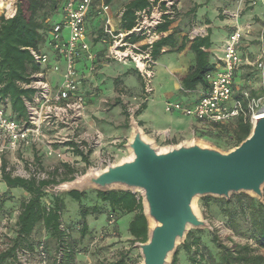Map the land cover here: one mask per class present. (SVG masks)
Wrapping results in <instances>:
<instances>
[{
	"label": "trees",
	"instance_id": "obj_1",
	"mask_svg": "<svg viewBox=\"0 0 264 264\" xmlns=\"http://www.w3.org/2000/svg\"><path fill=\"white\" fill-rule=\"evenodd\" d=\"M66 1L18 0L14 18H7L4 14L0 16V107L6 108L11 117L18 122L27 118L26 101L34 97V90L25 88L24 84H30L32 75L46 69L35 59L31 50L49 55L43 50L45 46L50 47L53 27L62 21ZM106 1L111 4L114 0ZM154 1L159 2L161 0ZM205 1L203 4L195 5L191 10L192 12L189 14L190 23L198 20L201 24L207 25L213 22L211 18L209 19V15L206 19H196L198 9L209 4L211 0ZM180 2L181 0L175 7L174 18H166L160 25L159 31L161 33L168 32L170 26L175 23L180 13L178 9ZM236 3L239 1L224 0L223 3L221 2V7H218L217 18L222 21L226 20L227 10L232 11L231 9L235 7ZM150 5L151 0L130 1L122 12V29L131 31L136 24L139 11L146 10ZM4 6L11 8L12 4L0 1V8ZM240 7L244 9L240 20L241 25L245 27L248 25L252 28L251 32L246 33L242 39L239 52L243 56L244 47H246L244 42L251 40L253 34L257 33V27L264 24V0H245ZM56 13L59 15V19ZM243 15H245L244 18ZM246 19L253 20L247 23ZM208 31L206 36H196L192 40L187 38L176 51H183L188 42L192 43L190 50L195 55L196 64L189 68L187 73L180 76L186 90L195 91L198 86H202L204 89L209 87L206 76L214 69L215 63L211 62L212 30ZM261 35L262 38L258 37L259 39L256 38V40L263 41L264 44V30ZM136 40L138 37H133V41ZM154 44L152 53L155 59L162 54L165 46L174 49L178 45L174 34L163 35ZM242 68L237 72L233 89L235 90L234 98L245 102L244 105H246V101H244L245 92H249L254 98H260L264 90L257 93V91H251L247 88L239 87L237 89L236 85L238 79L241 78ZM142 98L141 95L138 100ZM121 102L120 99L117 100V103L120 104ZM145 107L146 104H143L136 116H139L146 109ZM216 128L221 133L228 134L230 142L227 149L230 150L246 140L251 132L252 122L240 117L229 122L228 126L216 125ZM216 145L222 147L219 142ZM57 147L66 154H71L73 158L77 156L78 159L69 160L68 157L66 160H60L53 171H47L44 163L45 150H42L41 146L33 147L25 151L22 159L25 162L34 159V166L38 171L46 172L48 178H20L5 172L0 181L7 187V190L0 195V211L8 203L11 207L9 212H13L14 205L19 207V213L14 220V231L8 238L10 244L8 248L0 250V264H17L19 262L18 253L20 251L25 252L26 249L37 252L38 249L35 248L33 236L39 226L44 228L50 244H52L50 250L55 256H60L56 259L57 264H77L78 254H80L78 248L96 236L100 239L103 238L104 242L106 241L111 244L110 246L118 249L119 253L117 259L111 261L105 259L98 264H129L131 256L134 255V246L138 242H147L149 238V220L144 214L142 196L138 192L133 193L125 190L104 192L99 190L86 192L72 190L63 194H51L50 187L76 179L78 171L75 167V161L84 162L86 168L91 164L89 155L92 151L86 155L74 142ZM3 160L6 168L10 164V160L8 157H4ZM83 174L85 175V173ZM13 190L25 191L27 196L24 200L17 202L10 195ZM202 202L205 212L211 211L213 206L217 205L218 217L221 218L225 226L235 236L246 239L247 242L239 243L234 238H230L232 243L230 246L221 240L217 230L213 232L189 231L185 243L179 247L171 264H179L181 255H184L188 264H264V203L243 193L234 195L231 200L204 197ZM69 203H74L77 206L79 216L77 223H66L64 220L65 213L69 211ZM104 213H109V216L114 217L115 225L110 226L108 223L100 231L96 228L92 229L88 218L92 216L97 219ZM125 216L131 217L127 230L129 238L110 242V239L115 237L113 235L117 233L119 219Z\"/></svg>",
	"mask_w": 264,
	"mask_h": 264
},
{
	"label": "built area",
	"instance_id": "obj_2",
	"mask_svg": "<svg viewBox=\"0 0 264 264\" xmlns=\"http://www.w3.org/2000/svg\"><path fill=\"white\" fill-rule=\"evenodd\" d=\"M180 0H151V5L146 10L139 11L136 24L131 31L113 29L110 26V6L100 0H67L63 8V19L53 27L52 41L50 44L57 61L64 63L49 66V57L45 54L31 50L35 59L45 66L46 70L32 75L31 83L24 84L25 88L34 90V97L26 101L28 116L18 122L14 120L10 112L0 107V181L4 173H11L14 177L47 179L46 172L38 171L34 161L23 162L10 156L20 155L25 151L42 146L46 139L47 128L56 130L55 143L60 145L74 142L87 155L97 146L102 144L100 133L95 135L85 134L80 138V122L87 112L88 95L84 88L85 79L81 75L78 66L81 61L90 62L89 72L96 70L98 55L92 50L87 40L86 23L90 13L94 11L104 21V35L109 45L108 58L119 62H134L136 69L143 80V98L130 109L132 118L140 111L142 105L149 101L154 93L153 80L154 69L158 62L153 56L154 43L160 40L165 33L159 31L160 25L166 18L173 19ZM239 6L245 0H238ZM238 6V7H239ZM3 13L7 18H14L17 7L5 6ZM233 19L239 20V13H230ZM251 26L235 24V29L228 35L224 47V53L215 68L207 73L206 80L209 83L207 91L193 106H183L176 102H167V112L182 113L204 123V125H228L232 120L244 117L254 122L261 110L264 109V93L260 98H254L249 92H245L244 101L234 98V82L237 72L244 65L245 59L240 55V46L243 36L251 32ZM69 30L66 37L65 32ZM196 36H205L195 29ZM195 36V37H196ZM133 37L138 40L133 41ZM194 37V38H195ZM193 38V39H194ZM257 67L264 73V56L257 62ZM56 72L60 75V82L54 87L47 79L46 72ZM264 88V87H263ZM8 104V102H7ZM71 149V148H70ZM47 157L66 160V155L60 149L52 146L45 151ZM4 157H8L10 164L4 167ZM114 157L106 156L100 159L95 170H103L111 164H117ZM28 164L27 168L26 165ZM82 174L77 173V178ZM110 226L115 225L113 216L109 218ZM252 243V240L250 241ZM41 255L46 260L48 254L45 247H41Z\"/></svg>",
	"mask_w": 264,
	"mask_h": 264
},
{
	"label": "water",
	"instance_id": "obj_3",
	"mask_svg": "<svg viewBox=\"0 0 264 264\" xmlns=\"http://www.w3.org/2000/svg\"><path fill=\"white\" fill-rule=\"evenodd\" d=\"M131 124L130 157L90 169L63 190L141 193L149 220L148 241L135 245L141 264H171L191 229L211 228L196 207L201 197L230 200L243 193L264 203V114L254 119L246 140L227 152L199 138L162 150L134 117Z\"/></svg>",
	"mask_w": 264,
	"mask_h": 264
},
{
	"label": "crops",
	"instance_id": "obj_4",
	"mask_svg": "<svg viewBox=\"0 0 264 264\" xmlns=\"http://www.w3.org/2000/svg\"><path fill=\"white\" fill-rule=\"evenodd\" d=\"M102 1L107 3L106 0ZM119 1L120 0H114L111 4L107 3L110 6V26L113 29L116 28L118 30H124L121 27L123 15L122 12L124 11L125 6L132 0L126 2L122 8H118ZM223 1L224 0H211L209 4L198 9V16L196 17V19L202 20V18L206 19V17L209 15V19L211 18L213 20V22H211V24H207L206 27L208 30H212L211 41L213 42V46L211 48V62L215 63V66L221 59L224 53L227 37L232 32H229L228 30L232 29V27H227L229 22L231 21V24H233L232 26L234 27L237 23L236 19L229 20L226 18V20L222 21L217 18L219 11L218 7H221V2L223 3ZM205 2L206 1L204 0H181L179 3L178 9L180 13L182 12V14L180 15L178 21L170 26V30L168 32H164L165 36L174 34L176 43H178V45L174 49L170 46H165L162 50V54L156 58L158 64L154 69V93L150 97L149 101L144 103L146 104V109L143 110V112L139 115V122L142 124L143 130L147 133V135L164 145H177L183 141L193 140L196 138L198 131L206 127L204 123L200 122L198 119L196 120L195 118L186 116L182 113L167 112L165 107L166 103L169 101L180 103L183 106H193L207 91V89H204L202 86H198L195 91L186 90L184 89L182 81L180 80V76L184 73H187L189 68L196 64L195 55L190 50L192 43L188 42L187 47L183 51L176 52L179 46H181L183 42L187 40V38L192 40L189 37L188 32L195 28V26L201 25L198 20L190 23L191 17L189 14L192 12L191 10H193L195 5L203 4ZM237 4L239 5V3H236L235 7L231 9L232 11L227 10V12H236L235 8H237ZM103 26L104 21L100 16H98V14L92 11L86 23L87 40L92 46V50L94 53H96V55H98V57L96 60V70L94 73L89 72L90 62L84 60L79 63L78 69L85 79L84 88L87 95H89V93L91 94L93 89H96V93L98 94L102 92V97L105 98V102L106 98H110L111 100L114 98L116 99V103L117 100L120 99L121 101H125V103L130 102V105L133 107V104L138 103V99H140V96H143L144 94L142 77L138 73L136 65L133 61L119 62L113 61L107 57L109 45L106 42ZM243 58L245 59V57ZM49 63L50 64L47 69L55 64H59L62 68L64 67L63 62L57 61L52 49L49 54ZM46 75L47 79L54 87L61 80L60 75L56 72L47 71ZM132 75L135 76L136 79L134 82H132ZM53 77H56L57 79L53 80ZM116 82H119L120 86H122L124 90L131 92L134 91L136 93L133 94L132 97L127 95L128 97L126 96V98L120 93L116 96L114 93V88L111 87L109 94L106 96L105 89L107 84L110 83L114 87ZM99 100L100 99L95 95L88 96V104L86 107L87 112L85 117L80 122V138H82L85 134L94 135L96 131H98L101 135L104 133L107 137L116 135L113 133L111 134L109 131L103 130L101 126H98L94 123V120H92L93 118L100 117L99 119L101 122L103 120L104 122L111 124L112 118L115 117H108L109 119L105 117L107 111H104V108H101L102 105H100ZM158 103L163 104L165 107V112L171 115L167 121L160 122L159 119H157L154 115L156 108L158 109V107L155 105ZM69 155L71 156V154ZM71 158H73V156H71ZM74 159L76 160L78 157L75 156ZM1 184L4 185L2 182ZM113 236L115 237H112L110 242H117L121 239L127 240L129 238L127 231L125 235L120 233L119 222L117 233H115ZM179 264H188L184 258V255H181Z\"/></svg>",
	"mask_w": 264,
	"mask_h": 264
},
{
	"label": "rangeland",
	"instance_id": "obj_5",
	"mask_svg": "<svg viewBox=\"0 0 264 264\" xmlns=\"http://www.w3.org/2000/svg\"><path fill=\"white\" fill-rule=\"evenodd\" d=\"M100 1H102V0H100ZM128 1L129 0H120L118 8H122L123 5ZM8 3H11L12 5H15V7H17L18 0H6V4H8ZM238 6H237V8H235L236 9L235 11L239 13V20L237 21V23H239L241 25L240 20L242 19V12L244 9H243V7L241 8L240 6L239 7ZM4 8H5V6L3 8H0V16H2L3 13L6 12V10ZM230 13L231 12H226V15H227V18L229 20H232L233 17L230 15ZM181 14H182V12L179 13L178 18H176L175 22L178 21ZM245 15H243V18ZM57 18L58 19L60 18L58 14H57ZM250 20H253V19H246L247 23H249ZM231 23L232 22L230 21L228 26L226 25L227 27H230V26L232 27V29H228L229 32H231L235 29V27L232 26L233 24H231ZM241 26H244V25H241ZM195 29H198L199 33H201V34L204 32L205 36L208 33V29H207L206 25H204V24H201L199 26L197 25V26H195V28L191 29L188 32V35L191 39H193L196 36V33H194ZM263 30H264V24L259 25V27H257V29H256L257 33L253 34L252 39L246 40L244 42L246 47H244L245 51H244L243 57H245L246 63H244V65L242 66L243 68H242V71L240 72L241 78L238 79L237 85H236L237 89H239V87H242V88H247L251 91H257V93H260L262 90H264V88H263L264 87V73H263V71L259 70L257 67V62L260 61V59H262V56H264V44H263V41L260 42V41L256 40V38L259 39L258 37L262 38L261 34H262ZM65 34H66V36H68L69 30H66ZM241 50L243 51L242 48H241ZM43 51L46 54H50L51 47L45 46ZM55 79H57V78L53 77V80H55ZM134 80L136 81L135 76H133L132 82H134ZM135 83H137V82H135ZM111 87L114 88V93L116 94V96L120 93L121 95H124V97L126 98L127 95H130L132 97L133 94L136 93L134 91L131 92V91L124 90L122 88V86H120V83L116 82L114 84V87L110 83L107 84L106 89H105L106 96L109 94ZM120 88H122V89H120ZM102 94H103L102 92L100 94L96 93V89H93L91 94L89 93V95H95L96 97H98L100 99L99 100L100 105H102L101 108L102 109L104 108V111H107L106 112L107 116L105 115V117H107V119L112 118L113 116H115V117L112 118L113 122L111 121V124L108 122H104L103 120L101 122V120L99 119L100 117L99 118H93L92 120H94L95 124H97L98 126H101L103 128V130L109 131L111 134L113 133L116 135L111 136V137L110 136L107 137L104 133H102L103 134V136H102L103 142H102V144H100V146H97L95 149H93L91 155H89L91 164L89 166H87V168H86L84 162L82 163L79 161H75V167L78 171L77 173L82 174V176L84 175L83 173L87 174V171H89L90 169H92L96 165H98L100 162V159H103L106 156L114 157L118 163L122 159L130 157L129 156L130 153H129V150L127 148V144L129 143L130 138H131V134H132L131 122H132L133 118H132V114L129 112L132 105H130L131 104L130 102L125 103V101H123V100L120 104H118L115 102L116 99H114V98H113V100H111L110 98H106V102H105L104 101L105 98L102 97ZM155 106L158 107V109L156 108L155 113H154L156 118L159 119L160 122L167 121L171 115L165 112L164 105L158 103ZM134 118H135V120H137L139 122V116L135 115ZM101 119H102V117H101ZM205 126H206L205 128L198 131L195 139L199 138L201 141L215 145V146H217L216 143L219 142V144L222 147H219V146H217V147H219L220 149H222L225 152L229 151L227 149V146L229 145V142H230V138L227 136L228 134L221 133L220 130L216 128V125H213V126L212 125H205ZM141 127H142V125H141ZM121 128H123V129H121ZM142 129H143V127H142ZM55 133H56L55 129L47 128V131H46L47 137L45 139L44 144L41 146L42 150L46 151L47 148L51 147V146L55 149H59L57 146H60V144L52 142V141H54ZM98 133L99 132L96 131L94 133V135L98 134ZM146 135H147V133H146ZM147 137L149 139L153 140L155 142V144L157 145V147L164 149V148L169 146V145H164V144L160 143L156 139L150 138L148 135H147ZM170 146H173V145H170ZM62 152L66 155L67 159H68V157L70 158L69 160L74 159V158H71L70 156H68L69 154H66L64 151H62ZM9 159L11 161H15V159L21 160L22 156L16 154V155L10 156ZM31 160L34 161V159H31ZM22 161L24 162V159H22ZM59 161L60 160L47 157L46 152H45L44 163H45V167H46L45 169L47 171H53V169L55 168V165ZM25 165L27 168L28 164H25ZM76 179H77V177H76ZM61 185L62 184L57 185L55 187H50V189H49L50 193L56 195V194H63V193L70 192L67 190H63L61 188ZM6 190H7L6 185L1 184V182H0V195H2ZM88 190H96V189H88ZM10 195L13 196L15 201H17V202L24 200L25 196H27L26 192L21 191V190H13V191H11ZM140 195H141V193H140ZM234 195H237V194H234ZM234 195H232L231 198ZM202 198H204V197H201L200 199H198L196 201V207H197L198 212L201 215V217L203 219L209 221L211 224V228L202 229V230L209 231V232H213L214 230H217V232L219 233V235L221 237V240L230 246L232 245V243L230 242V238H232V239L234 238V240L239 242V243H246L247 242L246 239H242V238L235 236L234 233H232L225 226V224L221 220V218L218 217L217 205H214L211 211L209 210V212H205V210L203 208ZM14 207L16 210L14 209L15 211L13 210V212H9V209L11 207H10V203H8L7 205H5L4 209L0 211V250L8 248V246L10 244V240L8 238L12 235V232L14 231V220L19 213V207H17L16 205H14ZM78 217L79 216H78L77 206L74 205V203H72V204L69 203V211L66 212L64 215L65 222L66 223L67 222L77 223V221L79 220ZM109 217H110L109 213H104V215L100 216L97 219L90 216L88 218V221L90 222L92 229L97 228L100 231V230H103L106 227V225L109 223V221H108ZM130 218L131 217H129V216H125V217H121L119 219L120 233L125 235L127 228H128V225H129V222L131 221ZM190 231H198V230L191 229ZM96 235H97V233H96ZM33 239L35 241V248L38 249L37 252L31 251L29 249H26L25 252L20 251L18 253L19 262L17 264H57L56 259H57V257L60 258V256H58V255L55 256V254L50 250V247L52 244H50L49 238L47 237V234H46V232L42 226H39L37 228V230L33 236ZM102 239L103 238L100 239L99 237L96 236L94 239L89 240V242H85L84 245L81 246V248L83 247V249L78 248V251L80 254H78L77 264H98L99 262H101L102 260H105V259L110 260V261L113 259H117V257L119 256L118 249L110 246L111 244H109L106 241L104 242V240H102ZM42 245L45 247L46 252L48 254V258L46 260H44V258L41 255ZM182 245L183 244H181L180 246H182ZM94 251H95V253H92ZM131 257L132 258L130 259L129 264H141L143 261L140 250L138 248H136L135 246H134V255Z\"/></svg>",
	"mask_w": 264,
	"mask_h": 264
},
{
	"label": "bare ground",
	"instance_id": "obj_6",
	"mask_svg": "<svg viewBox=\"0 0 264 264\" xmlns=\"http://www.w3.org/2000/svg\"><path fill=\"white\" fill-rule=\"evenodd\" d=\"M0 1H1V2L3 1V2L6 3V0H0ZM263 114H264V109L261 110V112H260L258 115L261 116V115H263ZM134 130H135V125H132V134H131V137H132L133 134H134ZM162 150H164V149H162ZM71 185H72V184H70V183H64V184L61 185V188H62V189H67V188H70Z\"/></svg>",
	"mask_w": 264,
	"mask_h": 264
}]
</instances>
